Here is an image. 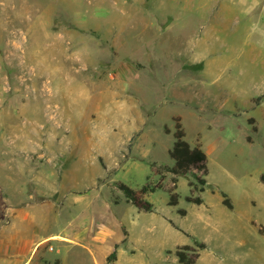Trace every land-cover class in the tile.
Masks as SVG:
<instances>
[{
  "label": "rangeland",
  "instance_id": "374dc122",
  "mask_svg": "<svg viewBox=\"0 0 264 264\" xmlns=\"http://www.w3.org/2000/svg\"><path fill=\"white\" fill-rule=\"evenodd\" d=\"M176 122L206 174L169 171ZM120 184L153 188L152 212ZM13 237L42 241L33 264H179L185 245L195 264H264V0H0Z\"/></svg>",
  "mask_w": 264,
  "mask_h": 264
},
{
  "label": "trees",
  "instance_id": "16d2710c",
  "mask_svg": "<svg viewBox=\"0 0 264 264\" xmlns=\"http://www.w3.org/2000/svg\"><path fill=\"white\" fill-rule=\"evenodd\" d=\"M175 142L171 150L169 151L170 158L174 161V165L169 168V171L176 176L187 175L193 168L201 171L203 174L207 173L206 169V154L201 147H192L185 140V132L182 129L179 122H176V131L174 133ZM199 184L201 185L199 191L204 190L206 184L203 178L197 177ZM118 188L124 193L126 200L136 207L139 211L146 213L152 212L153 206L150 202L146 201L144 196L153 191V188L145 185L141 190L134 191L124 184H120ZM187 201L196 205L203 203L200 197L192 198L187 197ZM177 202L176 194H171L170 205H175ZM224 204L231 208V204L228 199L224 200ZM181 213H185L181 211ZM201 249L205 248V243L198 244ZM199 252L193 246L185 245L178 248L176 256L179 264H195L199 258ZM114 256V254H113ZM58 264V263H56Z\"/></svg>",
  "mask_w": 264,
  "mask_h": 264
},
{
  "label": "crops",
  "instance_id": "0c3cea01",
  "mask_svg": "<svg viewBox=\"0 0 264 264\" xmlns=\"http://www.w3.org/2000/svg\"><path fill=\"white\" fill-rule=\"evenodd\" d=\"M11 191H12L11 192L12 194H10V197L11 198H18V195H17L18 187L15 186ZM40 243H42V241H40L38 243H33L29 240V238H25L24 240H22V244L16 245V238L15 237H13L9 243L6 242L5 240L0 242V264H33V262L30 261L31 255L26 256V253L29 252V251H27V249L30 247H36ZM19 246H20V248H19ZM6 253H8L9 255L7 256ZM23 253H25V254H23ZM22 255H25V257H22ZM118 259H120L119 256H118ZM118 259H117V261H118ZM12 260H14V262H12ZM133 261L129 258V260L126 261V263H129V262L134 263ZM177 261H178V259H177ZM49 263H50V259H49ZM58 264H63V263L60 260Z\"/></svg>",
  "mask_w": 264,
  "mask_h": 264
},
{
  "label": "bare ground",
  "instance_id": "6f19581e",
  "mask_svg": "<svg viewBox=\"0 0 264 264\" xmlns=\"http://www.w3.org/2000/svg\"><path fill=\"white\" fill-rule=\"evenodd\" d=\"M7 4H8V3H7ZM3 9H4V8H3ZM8 9H9V8H8ZM15 11H16V10H15ZM8 12H10V11H8ZM18 12H20V11H18ZM5 13H6V12H5ZM20 13H21V12H20ZM3 14H4V13H3ZM11 14H12V13H11ZM15 14H16V13H15ZM4 15H5V14H4ZM4 15H3V16H4ZM7 15H8V14H7ZM4 17H5V16H4ZM2 18H3V17H2ZM12 18H13V16H12ZM6 19H8V18H6ZM14 19H15V18H14ZM14 19H13V20H14ZM15 20H16V19H15ZM21 20H22V18H21ZM21 20H20V21H21ZM4 21H5V20H4ZM1 24L4 25V23H1ZM9 24H10V23H9ZM13 24H14V23H13ZM10 27H11V26H10ZM6 29H9V26H8V28H6ZM8 31H9V30H8ZM10 35H11V34H10ZM17 36H18V35H17ZM9 37H10V36H9ZM14 45H18V44H17V43H14Z\"/></svg>",
  "mask_w": 264,
  "mask_h": 264
}]
</instances>
